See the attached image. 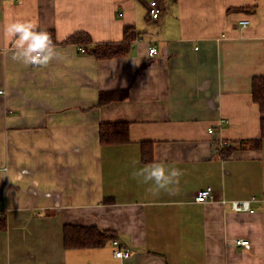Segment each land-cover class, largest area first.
Returning <instances> with one entry per match:
<instances>
[{
	"label": "crops",
	"instance_id": "crops-1",
	"mask_svg": "<svg viewBox=\"0 0 264 264\" xmlns=\"http://www.w3.org/2000/svg\"><path fill=\"white\" fill-rule=\"evenodd\" d=\"M148 3L0 0V264H264V136L251 97L264 76V0H159L157 20ZM16 23L54 33L47 63L27 62V43L7 31ZM124 26L135 40L123 57L62 43L77 32L121 42ZM110 91L124 95L99 105ZM103 122L128 123L129 142L101 145ZM157 164L180 174L154 192L134 173ZM206 187L214 198L196 202ZM234 200L253 213L232 211ZM66 225L113 238L68 248ZM113 240L128 258L114 257Z\"/></svg>",
	"mask_w": 264,
	"mask_h": 264
},
{
	"label": "trees",
	"instance_id": "trees-1",
	"mask_svg": "<svg viewBox=\"0 0 264 264\" xmlns=\"http://www.w3.org/2000/svg\"><path fill=\"white\" fill-rule=\"evenodd\" d=\"M35 33H45L49 37L48 45L57 43L52 31L35 30ZM135 40L134 28L123 27V39L117 43L94 44L90 35L86 32H77L70 35L63 44H74L82 52L93 56L98 60L112 59L126 56L131 48V43ZM123 91L100 92L98 104H105L114 100H121ZM251 97L257 103L261 113V132L264 136V76L255 77L251 84ZM129 124L124 122H103L99 125V142L101 145H119L129 142ZM259 141H256L258 144ZM233 148L224 150L225 156H229ZM141 159L143 162H150L152 159L151 142L141 143ZM4 217H0V228H4ZM113 238V233L108 230H100L96 226L79 227L66 225L64 228V243L68 248H98L103 246L109 239Z\"/></svg>",
	"mask_w": 264,
	"mask_h": 264
},
{
	"label": "clouds",
	"instance_id": "clouds-1",
	"mask_svg": "<svg viewBox=\"0 0 264 264\" xmlns=\"http://www.w3.org/2000/svg\"><path fill=\"white\" fill-rule=\"evenodd\" d=\"M31 24H11L8 26V33L10 35L20 34L21 44L27 43V48L25 50V57L27 62L33 64H45L52 56L51 50L48 48L49 37L45 33H35L31 31ZM35 53V55H31ZM146 174V175H145ZM179 171L177 169H171L169 174H165V168L162 165H153L150 168L145 167L139 173H134V175H143L145 183L148 180H155L157 189H163L167 184L171 183L172 179L179 176Z\"/></svg>",
	"mask_w": 264,
	"mask_h": 264
},
{
	"label": "built area",
	"instance_id": "built-area-1",
	"mask_svg": "<svg viewBox=\"0 0 264 264\" xmlns=\"http://www.w3.org/2000/svg\"><path fill=\"white\" fill-rule=\"evenodd\" d=\"M12 1V0H11ZM161 13V8L159 7V3L158 0H150L149 1V5H148V14L149 17L153 20L158 19L159 15ZM240 26L241 27H246L248 24L247 20H241L240 22ZM155 52V48L154 47H150L149 48V54H153ZM35 55V53L33 54ZM33 64V63H32ZM33 65H37V64H33ZM1 93V90H0ZM209 133H212L213 130L212 128L208 129ZM227 143L226 142H221L220 143V148L223 149L225 147H227ZM214 198V194H213V190L211 187H206L200 191L197 192V194L195 195V201L198 203H205L207 201H210L211 199ZM222 203L226 202L225 200L221 201ZM230 208L232 211L235 212H249V213H253V209L250 207V201L247 200H234L230 202ZM3 211L2 209H0V216H2ZM236 243L239 246H243L245 248H249V242L248 240H244V239H239L236 241ZM113 245L115 246V250L113 252L114 257L116 258H120V259H124V258H128L130 253L128 249H123L118 247V243L117 241H113Z\"/></svg>",
	"mask_w": 264,
	"mask_h": 264
},
{
	"label": "bare ground",
	"instance_id": "bare-ground-1",
	"mask_svg": "<svg viewBox=\"0 0 264 264\" xmlns=\"http://www.w3.org/2000/svg\"><path fill=\"white\" fill-rule=\"evenodd\" d=\"M12 1H15V0H12ZM150 1V0H149ZM158 3H159V0H158ZM148 5H149V3H148ZM159 7H160V5H159ZM161 12H162V10H161ZM147 13H148V8H147ZM160 15H161V13H160ZM160 15H159V17H160ZM148 16H149V14H148ZM159 17H158V19H159ZM150 18V17H149ZM151 19V18H150ZM151 20H153V19H151ZM157 20V19H156ZM240 24V23H239ZM241 28H245V27H241ZM152 47H154V46H152ZM150 48V47H149ZM155 48V47H154ZM80 50L81 51H83V49H81L80 48ZM155 51H156V49H155ZM148 53H149V49H148ZM155 53V52H154ZM34 54V53H33ZM150 55V54H149ZM152 55V54H151ZM32 64V63H31ZM225 142V141H224ZM227 143V142H226ZM227 147H228V145H227ZM227 147H225V148H223V149H226ZM202 190V189H201ZM200 191V190H199ZM197 194V193H196ZM212 200V199H211ZM249 201V200H248ZM208 202V201H207ZM206 203V202H205ZM251 207V206H250ZM2 211H3V214H2V216L4 215V210L2 209ZM254 211V210H253ZM2 216H0V217H2ZM113 241H116V240H113ZM113 241H112V243H113ZM117 243H118V241H117ZM114 246V245H113ZM118 247H119V244H118ZM114 248H115V246H114ZM121 248V247H120ZM116 249V248H115ZM114 249V250H115ZM124 249H127V248H124ZM114 250H113V252H114ZM129 253H130V251H129ZM130 256V255H129Z\"/></svg>",
	"mask_w": 264,
	"mask_h": 264
},
{
	"label": "rangeland",
	"instance_id": "rangeland-1",
	"mask_svg": "<svg viewBox=\"0 0 264 264\" xmlns=\"http://www.w3.org/2000/svg\"><path fill=\"white\" fill-rule=\"evenodd\" d=\"M0 209H2V208L0 207ZM3 216H4V215H3ZM3 216H2V217H3ZM2 217H1V218H2Z\"/></svg>",
	"mask_w": 264,
	"mask_h": 264
}]
</instances>
